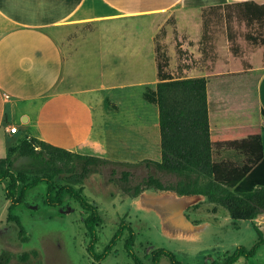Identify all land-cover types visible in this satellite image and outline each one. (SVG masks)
<instances>
[{"label": "trees", "instance_id": "trees-1", "mask_svg": "<svg viewBox=\"0 0 264 264\" xmlns=\"http://www.w3.org/2000/svg\"><path fill=\"white\" fill-rule=\"evenodd\" d=\"M235 17L247 25L256 22L264 25V3L243 0L205 8L201 41L215 46L217 37L211 36L207 26L212 22L218 26L226 22L231 49L238 55L236 35L229 24ZM161 31L166 33L164 27ZM246 38L264 46V37L248 32ZM177 45V52L181 54L183 49L179 40ZM156 52L158 81L155 87L148 85L143 96L159 108L161 159L145 158L142 162L112 159L72 150L36 136H26L6 156L0 157V182L10 180L5 188L6 197L10 200L8 219L15 220L21 227L22 223L12 209L28 204L29 191L45 184V205L61 207L65 204L66 195L79 202L89 238L88 252L94 261L104 260L127 233L125 248L135 264H161L164 257L170 264H189L188 253L166 247L154 248L143 255L138 253L135 249L137 233L126 218L120 221L103 251H96L99 227L104 219L97 204L84 194L86 178L107 165H113L112 174H115L117 165L136 167L145 164L174 177V180L166 182L160 176L149 174L132 186L129 183L132 171L126 168L121 171L118 184L127 194L138 196L153 188L174 191L182 196H202L225 206L234 219L253 221L258 239L252 246L239 245L232 252L199 254L200 264H237L241 258L249 261L264 246V233L254 220L264 213V108L257 83L253 81L209 90L206 76H175L170 72V56L158 42ZM178 69H183V66L179 64ZM222 151H233L239 158H215V154ZM109 181L115 179L110 178ZM12 260L10 251L0 254V264H35L29 260L28 254L23 255L20 261Z\"/></svg>", "mask_w": 264, "mask_h": 264}, {"label": "crops", "instance_id": "crops-1", "mask_svg": "<svg viewBox=\"0 0 264 264\" xmlns=\"http://www.w3.org/2000/svg\"><path fill=\"white\" fill-rule=\"evenodd\" d=\"M236 1L243 0H0V157L6 156L26 136L60 145L55 138L50 140L44 134L23 131L20 126H30L31 122L43 121L49 116L51 122L61 123L69 130L72 141L63 147L72 150L87 153L81 147L88 144L129 151L134 147H150V131L157 132L160 128L159 108L155 104L139 109L134 105L136 96L130 89L146 88L158 78L148 82L144 76L134 79L125 72L144 73L147 62L149 65L151 48L153 53L155 50L158 72L156 36L163 27L166 40L174 36L177 29L182 47L190 50L195 58H203V68L198 69L201 73L189 76H206L209 90L212 83L219 88L256 81L264 108V61L246 60V56L250 59L253 55L250 50L234 54L229 38L226 54L243 58L238 68L221 66L220 52L217 59L210 53L204 58L199 49L203 10ZM255 1L264 3V0ZM172 18L174 23L170 22ZM77 24L88 28L71 36L69 33ZM136 24L150 28L148 52L144 51L142 43L144 29H141L142 33H136ZM191 41L195 43L191 44ZM120 56L137 57L138 65L127 63L121 69ZM53 92L65 95L71 110L62 115L53 114V111L42 113L35 119L32 104ZM97 92L98 95L94 94ZM88 93L91 97H87ZM94 103H103L104 122L100 125L95 123L97 108ZM124 108L126 111L120 117ZM128 120L133 123L129 125ZM12 125H17L19 130L10 132L8 128ZM19 133L22 136L13 140ZM262 134L264 144V117ZM154 146L159 147L158 141ZM112 159L125 160L120 156ZM8 184L4 183V188ZM214 205L216 209L218 206Z\"/></svg>", "mask_w": 264, "mask_h": 264}, {"label": "rangeland", "instance_id": "rangeland-1", "mask_svg": "<svg viewBox=\"0 0 264 264\" xmlns=\"http://www.w3.org/2000/svg\"><path fill=\"white\" fill-rule=\"evenodd\" d=\"M170 22L174 23V19H170ZM229 24L231 31L236 35L235 43L239 52L250 50V53L253 54L250 59L246 56L245 58H248L246 60H251L254 63L264 61L263 45L254 44L246 38V33L248 32L264 37V25L258 22L247 25L244 20L237 17L233 18ZM87 28V25L77 24L76 28L71 30L69 34L73 36L85 32ZM142 28L144 29L142 43L145 46L144 51L148 52L150 28L147 25L137 24L134 27L136 33L138 31L142 33ZM207 28V30H211V36L214 37L215 35L217 39L215 46L210 42L201 41L202 38L200 39V51L206 50L205 53L203 52L204 58L210 53L212 56L216 54L214 59H217L218 52H220L222 56L221 62L219 61L221 66L238 68L243 58H235L232 54H226L229 51L226 22L220 26L212 22ZM214 31H216V34H214ZM174 32V36L169 40H166L167 35L162 31L156 37V42L162 45V49L166 50L170 59H172V62L170 61L172 65L170 66L169 64L168 70L175 76L200 74L201 72H198V69L203 68V58H195L190 50L184 49L182 47L183 42L179 40L177 29ZM203 32L204 26L202 28V36ZM197 34H200V32L198 31ZM178 40L181 42L183 49L181 54L177 52ZM194 43V41H191V44ZM218 43H220L219 51L217 49ZM101 47L104 49L103 44ZM154 53L153 48H151L149 65L147 62L146 66L149 72L146 69L144 73L128 71L125 72L126 76H133L134 79L144 76L148 82H154L158 78ZM113 58H115L114 55ZM119 58L121 69L127 63L132 66L138 65L137 57L120 56ZM179 64L183 66V69H178ZM192 66L193 68H191ZM194 69L195 72H192ZM157 81L149 86L155 87ZM214 87L215 84L212 83L211 90ZM130 90H133L136 96L134 105L138 106L139 109L143 105H155L144 98V86L134 87ZM94 94L98 95V92ZM91 95V93H88L87 97H91ZM65 97L62 93L58 95L53 92V94L50 93L44 98L35 101L32 104L35 119L39 118L42 113L53 111V114L62 115L64 111L68 112L71 110ZM94 106L97 108L94 111L95 123L100 125L104 122L102 115L104 113L103 103H94ZM86 110L88 109L86 108ZM124 111H126L125 108L119 113L120 117L124 115ZM89 112L90 110L87 111V115H90ZM51 118L49 116L43 121H33L30 126L23 124L20 126L23 131L27 129L34 134H44L50 140L55 138L62 146L69 144L72 141L69 130L63 128L61 123L51 122ZM128 121L129 125L133 123L132 120ZM21 136L22 133H19L13 140H17ZM149 136L150 147H134L133 151L120 150L118 149L119 147H93L90 144L87 145L86 142L84 143H86L87 147L81 148L86 150L87 153L109 158L120 156L131 162H142L145 158L160 160V128L158 127L157 132L151 130ZM139 137H142V135ZM143 137L147 138V135L144 134ZM157 141L159 147L154 146ZM223 157L239 158L233 151H222L215 154L217 159ZM112 167L113 165L101 167L99 171L89 174L84 182V194L90 201L97 204L104 219L99 227L97 252L103 251L123 218H126L132 224L137 233L135 249L138 253L143 255L154 248L166 247L175 252L188 253L189 264H200L199 254H217L218 251L232 252L239 245L252 246L257 241L258 234L252 220L234 219L225 206L217 205L218 207L215 209L214 203L205 197L195 195L182 196L174 191L153 188L144 190L138 196H131L123 191L118 184L122 175L121 171L126 168L132 171L129 181L132 186L144 180L149 174L160 176L166 182L174 180V177L145 164H139L136 167L117 165L118 171L115 174H112ZM110 178H114L115 181L110 182ZM5 180L6 182H0V254L6 250L10 251L13 255V262L20 261L23 255L28 254L29 260L35 264H135L125 248L127 233L117 242L112 253L104 260L94 261L88 252L89 238L86 233L84 215L79 202L70 199V196L66 195L65 204L61 207L45 205V184L36 186L29 191L28 204L23 203L12 209V213L17 216L22 226L20 227L15 220H9L8 208L10 202L7 200L3 185L4 183H9L10 180ZM254 220L259 223L260 229L264 233V213ZM161 264L170 263L164 257ZM237 264H264V246L249 261L241 258Z\"/></svg>", "mask_w": 264, "mask_h": 264}, {"label": "built area", "instance_id": "built-area-1", "mask_svg": "<svg viewBox=\"0 0 264 264\" xmlns=\"http://www.w3.org/2000/svg\"><path fill=\"white\" fill-rule=\"evenodd\" d=\"M8 129L10 132H17L19 130L17 125H12Z\"/></svg>", "mask_w": 264, "mask_h": 264}]
</instances>
